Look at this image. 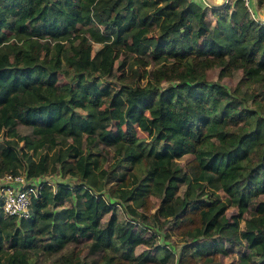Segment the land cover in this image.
Instances as JSON below:
<instances>
[{"label": "trees", "instance_id": "obj_1", "mask_svg": "<svg viewBox=\"0 0 264 264\" xmlns=\"http://www.w3.org/2000/svg\"><path fill=\"white\" fill-rule=\"evenodd\" d=\"M105 49L118 87L96 81ZM146 51L163 84L148 62L129 63ZM214 67L218 79L242 76L228 89ZM249 82L258 86L242 92ZM172 128L192 155L183 166ZM0 137V177L73 178L43 181L27 218L0 208V264H36L40 253H60L51 264H213L219 239L247 252L231 264H264V200L252 203L264 196V22L242 0L209 12L189 0H0ZM99 144L113 147L111 164ZM163 221L166 238L184 241L177 253L146 235ZM80 239L84 258L63 252Z\"/></svg>", "mask_w": 264, "mask_h": 264}, {"label": "rangeland", "instance_id": "obj_2", "mask_svg": "<svg viewBox=\"0 0 264 264\" xmlns=\"http://www.w3.org/2000/svg\"><path fill=\"white\" fill-rule=\"evenodd\" d=\"M189 1H193L199 5H201V7H203V9L207 12H209L210 7H206L202 4L201 0H189ZM257 2V0H255ZM206 4L209 5H223V1L221 2L220 0H205ZM259 6V7H258ZM264 0H262L261 4H257V9L256 11L254 10L252 3H251V9L252 12H256L259 13L260 16H264ZM261 9V10H260ZM208 16L211 20V23L213 24V18L211 17L210 13H208ZM81 27L77 26L75 28V30L73 31V33H77L78 31H80ZM148 36H151L150 34H148ZM99 44H94L93 45V51H92V55L94 54V51L99 47ZM117 53V52H115ZM115 55V54H113ZM118 58L116 60L113 61V66L116 67L117 65H119L120 59H121V55L117 56ZM137 57V65H142L144 62H148L151 66H154L159 72H160V76H159V82H161V84H163V79H162V73H161V63H158L156 61V59L154 58V56L149 52L146 51L144 54H133L131 59H130V64L133 65L134 59ZM136 65V66H137ZM99 66H100V72H98L96 74V81L98 84H110L112 85V87H118L119 86V81L117 80V76L120 74V72H115L114 76H108V71L110 68V62H109V52L107 49H105L103 51V53L100 56V60H99ZM135 68V66H133ZM150 66H147L146 68H149ZM242 74L240 71L234 72V74L232 76H226L223 77L221 79H218V68L214 67L212 71H210V77L211 80L213 82L219 83L221 85H223L224 87L228 88V89H232L233 87H235V85L237 84V82L239 81V79L241 78ZM67 81L66 78H64L63 76L59 75L58 77V82L59 83H63ZM258 86L257 83L254 82H249L247 84H245V86L241 89L242 92H246L249 93L250 91H252L253 89H256V87ZM45 93H47V95H49L48 91H45ZM249 107H253L250 102L248 103ZM78 114L80 115H84V112H82L80 109H76L75 110ZM18 134L23 135V134H28L29 133V129H27L26 127L22 126V125H18ZM137 135L139 137H144L146 138V133L141 132L139 130H137ZM0 141H2L1 137H0ZM168 143L171 145L173 152H174V160L176 161V163L180 166H183L188 160H190L192 158V155L185 153L184 151L181 150L180 148V137H179V132L175 129H169V139H168ZM3 143L0 142V149L2 148ZM98 148L101 150L102 154L106 155L107 158V162L105 164L109 165L113 162V147H108L102 144L98 145ZM43 180L48 181L49 183H56V182H70L71 184L73 183V178H69V177H61L57 174H49V175H45L44 177H42ZM117 178H113L109 181L108 186L112 185L114 183V181H116ZM107 186V187H108ZM185 189L184 186H181L179 193H182L183 190ZM260 200H264V196H258L256 197L254 200H252V203L254 204L257 201ZM150 202H151V207H150V214H149V220H150V215L151 213H153V211L155 210V208L158 206L159 204V199L156 197H150ZM236 213V207L234 205H231L228 207V209L226 210V215L227 217H230L232 214ZM117 214V219H118V225L115 228V236L119 233L120 229L123 226L124 223V218H125V213L122 212V210L120 208L117 209L116 211ZM109 218V214L104 215L103 217V221H107V219ZM241 227H243V223H241L240 225ZM170 228V223L168 222H162L160 228L156 229V227L152 226L151 230H149L147 232L146 235H150L153 234L156 238L155 243L158 245H164L167 244L170 248H172L175 253L178 252V250L180 249V247L184 244V241L177 237L174 236L173 234H171L169 237H165V233L166 231ZM220 241V249L217 255V260L215 263L213 264H231V263H236L238 261V257L241 255H245L247 254L246 250L240 246L239 244H236V242L234 240H230V242L232 243H227L222 239H219ZM228 245H230V249H228ZM74 246H76L79 249V257L80 258H84L87 254V250H88V242L85 239H80L77 243H70L67 247L66 250H64L63 252H67L70 251ZM146 247L144 245H139L136 250L135 253L139 254L141 253L143 250H145ZM153 254L155 252H152ZM163 254V251H159L158 253L155 254L156 257H160ZM60 255V253H52V254H39L38 258H37V263L36 264H51L54 260H56L58 258V256Z\"/></svg>", "mask_w": 264, "mask_h": 264}, {"label": "built area", "instance_id": "obj_3", "mask_svg": "<svg viewBox=\"0 0 264 264\" xmlns=\"http://www.w3.org/2000/svg\"><path fill=\"white\" fill-rule=\"evenodd\" d=\"M223 4L227 0H221ZM244 6L250 13L251 17L255 21L264 22V16H260L256 12H252L251 3L254 7L253 0H242ZM202 4L206 7H212V5L206 4L205 0H201ZM217 6V5H215ZM43 179H27L24 174L11 175L5 174L0 177V208L4 215L17 217V218H27L29 217V207L32 197L36 196L42 187ZM47 184L53 185L46 181ZM163 246L169 247L167 244ZM176 264V263H175Z\"/></svg>", "mask_w": 264, "mask_h": 264}, {"label": "crops", "instance_id": "obj_4", "mask_svg": "<svg viewBox=\"0 0 264 264\" xmlns=\"http://www.w3.org/2000/svg\"><path fill=\"white\" fill-rule=\"evenodd\" d=\"M221 1V0H220ZM255 3H254V7L257 9V2L255 0H253ZM259 7V6H258ZM261 10V9H260ZM263 10H264V7H263ZM259 14V13H258Z\"/></svg>", "mask_w": 264, "mask_h": 264}]
</instances>
